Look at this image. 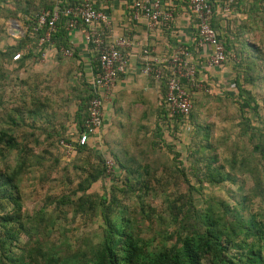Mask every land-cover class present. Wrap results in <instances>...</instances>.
I'll list each match as a JSON object with an SVG mask.
<instances>
[{
    "label": "trees",
    "instance_id": "16d2710c",
    "mask_svg": "<svg viewBox=\"0 0 264 264\" xmlns=\"http://www.w3.org/2000/svg\"><path fill=\"white\" fill-rule=\"evenodd\" d=\"M35 1L15 3L10 15L30 27L36 14L43 9L51 10L55 4L54 0ZM211 4V25L227 55L224 66H230L233 75V89L227 96L233 100L239 115L240 138H247L240 154L233 152L225 164L211 155L216 150L212 143L214 140H209L212 134L210 127L196 122L200 95H193V109L188 117L170 116L163 106L166 88L161 81L160 100H154L150 104L151 109L150 105L146 106L142 117L154 116L158 129L156 136L164 140L178 137L188 127L190 130L193 128L190 139L194 145L189 149L188 166H180L181 162L179 166L174 165L176 176L173 177L172 166L166 165L174 178L172 185L176 187L175 193L163 191L160 207L151 206L147 199L158 196L155 187L170 188L168 175L156 178L150 166L138 164L135 158L128 157L126 151L118 153L114 146L108 151L98 150L93 142L82 147L75 143L72 158H62L61 161L81 170L83 178L76 190L68 195L48 198V203L36 213L23 215L19 179L34 166L30 158L38 157L33 156L28 143H20L12 131L24 121L16 108L15 116L8 117V128L0 129V264H264V98H261L260 105L249 89L264 74V33L261 42L246 38V34L252 31L251 23L256 20L264 28V0H211ZM36 8L41 10L35 12ZM173 13L175 16L174 10ZM236 15L242 16L241 20L237 21ZM63 23L62 18L56 26V34L51 38L56 48H70ZM173 24L171 22L164 28L167 37L171 35L172 30L169 29ZM33 37L26 34L7 52H0V57L11 62L13 54L22 51L23 58L11 64H16L19 70L25 69L26 61L40 55L36 53L37 40ZM26 44H30V49L25 51ZM45 47L46 44L42 45L40 51ZM63 59H74L77 63L75 53L74 57ZM76 65L78 73L82 72L80 67L83 64ZM80 84L72 88L73 91H81L73 116L77 124L76 135L84 129L91 99L89 83L84 78L83 84ZM209 96L205 94V98ZM35 99L37 102L25 112V116L35 123H48L49 117L55 114L48 113L46 108L43 109L44 104ZM115 103L116 99L111 105L114 109ZM253 117L263 124L260 125L262 129L255 126ZM117 122L113 120L112 125L117 126ZM124 122L126 125L130 120ZM134 123L137 124L138 120ZM60 141L68 143L71 138L60 134L57 146ZM100 141L105 146L103 133ZM204 142L207 144L204 145ZM151 146L156 148L158 143H151ZM95 149L105 155L97 156L93 152ZM206 149L210 151V156H205ZM14 153L15 164L12 166L8 157ZM82 153L90 154L84 158V166L77 168L75 162ZM90 156H93L92 162L89 161ZM107 158L114 163L111 172L105 166ZM41 160L43 158L39 157L37 164L34 163L40 165ZM121 173L125 174L122 175V185L117 186L113 180ZM109 177V190L105 189L103 194H87L93 183ZM151 178L155 183L150 184ZM244 178L250 182L247 190L241 187ZM224 182L237 186L242 194L238 198L240 201H233L237 197L233 195V204L210 199L201 201L203 205L199 206L195 196L204 183L221 185ZM181 187L184 191L180 190ZM129 200L133 204H127ZM49 206L54 208L49 211ZM69 212L72 221L79 218L86 226L96 225L90 234L88 231L87 235L77 237L75 244L66 236L65 226L61 225V219H66ZM54 233L57 238L50 239ZM21 235L26 238L23 243H20Z\"/></svg>",
    "mask_w": 264,
    "mask_h": 264
},
{
    "label": "rangeland",
    "instance_id": "374dc122",
    "mask_svg": "<svg viewBox=\"0 0 264 264\" xmlns=\"http://www.w3.org/2000/svg\"><path fill=\"white\" fill-rule=\"evenodd\" d=\"M26 1L0 0V52H7L9 47L17 44L18 40L11 36L13 25L11 22L12 20L18 21V19L13 18L10 12L14 9L15 3L24 4ZM38 2L39 0L35 1V3ZM39 9L41 10V8L34 10L36 12ZM238 16L236 15L237 21L242 18V16ZM251 26H253L252 31L246 34V38L254 42H261L264 33L263 25L256 20L255 23H251ZM57 61V66L60 65L58 72L56 71L57 69L50 68L51 63L43 62L38 55L35 59L31 57L26 61L25 69L19 70L16 64H11L10 60L0 57V72L4 70L0 73V129L8 128V117H14V109H19L24 121H22V125L13 127L12 131L20 143H28L29 148L33 151V156L43 158L40 161V165H36L38 158H30L34 166L27 170V172H24L19 179L18 187L23 215L36 213L42 206L48 203V198L71 194L76 190L77 184L83 178L81 170H76L72 165L61 161V156H63L62 149L60 142L57 146V141L60 134H65L67 137L68 135L71 137L70 134H72V138H75V127L77 124L73 116L81 91H73L72 88L80 82V85H82L84 78L81 72L78 73L79 67L75 64L74 59L59 58ZM230 68V66L226 65V67L223 66L221 71L217 70L220 73L211 74V85L212 88L215 87V93L207 98H205L204 93H200L201 99L198 101L199 106L196 111L198 114L196 122L204 125L206 128L210 127L209 130L212 132L209 140H214L212 143L216 151L211 155L217 156L222 164L226 163V160L232 156L233 152L239 155L247 143L246 137L240 138V129L238 127V122L240 121L239 115L233 100L227 96L228 93L232 92L231 89H233L231 88L233 75ZM262 69L264 71V67ZM249 89L260 105H262L261 98H264V74ZM35 98H38L44 104L43 109L46 108L48 113L51 112L56 117L50 116L49 120H47L48 123L44 121H37L35 123L30 118L28 119L25 116V112L33 108L37 102ZM110 103L112 105L113 102L111 101ZM202 104L203 106H201ZM110 108L114 110L113 106ZM129 120L130 122L122 126L124 131L119 136L122 138L121 141H117L118 137L111 136V133H109L105 146L100 141L102 149L98 150L110 151V144L113 143L118 153L126 151L129 154L128 157L135 158L138 164L150 166V171L156 178L161 177L163 174L168 175L167 180L170 182V188L155 187L160 198L152 196L153 198L149 197L147 199V202L151 206L160 207L163 191L176 192V187L172 185L173 177L176 176L173 169L174 165L179 166V162H181L180 166L187 167L189 164V149H192L194 145L190 139V133L193 131V128L191 127L190 130L188 127L178 137L164 140L165 138L160 139L156 136L158 129L155 126L154 116H141L137 124L134 123L135 121L132 118H129ZM252 121L255 122V126L258 128H261L264 124V122L262 124L254 117ZM138 127H142V129H138ZM262 128L264 129V126ZM99 137L101 140L102 132ZM222 140L225 142L220 144L219 142ZM150 142L158 143V146L153 148ZM49 144H51V147ZM203 144L206 145L207 142ZM98 150L92 151L97 156L100 155L102 157V155H105L102 154V151ZM89 154L82 153L79 155V159L75 162L77 168L84 166V158ZM15 156L16 154L14 153L8 157V162L12 166L15 164ZM205 156H210V151L207 149ZM56 159L59 160L58 163L54 162ZM93 160V156H90L89 161L92 162ZM166 165L168 167L172 166L173 177L169 174ZM0 167H2L1 164ZM116 172L114 171L113 173L117 175ZM122 175L125 174L121 173L113 180L115 185H122ZM153 181L154 178H151L150 184H153ZM110 185V177L101 179L91 185L87 194H103L105 189L109 190ZM241 187L244 190L250 187V182L247 178L242 180ZM180 190L184 191V188L181 187ZM80 194L78 193L77 195ZM233 195L237 196L233 198V201H240L238 198L242 195L241 191L238 190L237 186H232L228 182H224L221 185H208L204 183L195 197L199 202V206H202L203 203L201 201L210 199H220L228 204H233V201H231ZM127 204H133L132 200L127 201ZM256 205L258 204L256 203ZM53 208V206L48 207L49 211ZM61 223L66 228V236L73 244L77 243V237H83L87 235L88 231L90 234L96 229V225L86 226L79 218L72 221V214L70 212L67 214L66 219H61ZM57 236L54 233L50 235V239H56ZM142 236L150 237L146 234H142ZM25 241L26 238L21 235L20 243Z\"/></svg>",
    "mask_w": 264,
    "mask_h": 264
},
{
    "label": "built area",
    "instance_id": "2783aa9c",
    "mask_svg": "<svg viewBox=\"0 0 264 264\" xmlns=\"http://www.w3.org/2000/svg\"><path fill=\"white\" fill-rule=\"evenodd\" d=\"M53 8L43 9L34 16L30 27L21 21L11 22V35L17 40L26 34L37 40V52L42 60L47 56L62 58L74 57L72 48H56L52 37L57 24L63 18L64 28L70 36L80 33L86 54L87 76L91 99L88 102V117L81 134L71 142L60 141L64 160L72 158L74 144L86 146L100 141L104 126L105 105L113 99L117 82L128 72L130 64L139 68V73L157 83L164 81L166 94L163 106L170 116L186 118L193 109V95L204 93L213 95L211 72L222 69L227 55L212 28L213 9L211 0H185L189 15L193 18V32L186 38L169 46L167 53L158 54L155 47L144 44L137 49L135 42L127 35H119L112 27V17L105 2L121 3L124 16L142 23L147 34L160 30L174 20L175 0H54ZM168 28V27H167ZM46 44L44 50L40 47ZM135 48L138 50L135 52ZM30 49L26 44L25 51ZM23 58V52L11 57L15 63ZM72 136V134H70ZM108 172L113 171L114 163L105 160Z\"/></svg>",
    "mask_w": 264,
    "mask_h": 264
},
{
    "label": "crops",
    "instance_id": "0c3cea01",
    "mask_svg": "<svg viewBox=\"0 0 264 264\" xmlns=\"http://www.w3.org/2000/svg\"><path fill=\"white\" fill-rule=\"evenodd\" d=\"M105 5L111 14L114 32L119 35L124 34L132 38L137 49H140V47L146 43L155 47L158 54L167 53L169 46L174 44L177 40L191 35L194 30V21L187 11V3L185 0L174 1V24L172 25V28L169 29L172 30L169 37L165 35V31L160 32V30L147 34L146 28L142 23L137 24L136 22L129 20L128 17L124 16L125 14L121 3H118L117 1H107L105 2ZM68 44L76 54L77 63L83 64L82 67H80V70H83V78H85L88 82V68L86 61L84 62L85 59H83L86 58V54L84 53L81 34L75 33L70 36L68 35ZM55 46H57L56 43ZM136 48L135 52L138 51ZM59 58L61 57L49 55L43 60V62L51 63L50 68L60 69V65L57 66V59ZM217 70L218 69L213 70L211 74L217 73ZM219 70L221 71L222 69ZM160 86L161 83H157L155 81H151V79L143 77L139 73L138 66L134 63L130 64L127 74L121 77L114 88L112 102L116 99L115 109L111 110V103H108L109 106L107 104L105 105V120L102 130L103 136H105V143L108 141L107 135L109 133H111V136H115L116 138L118 137L117 141L122 140L119 136L121 135V132L124 131L122 129V126L125 125L124 121L132 118L135 122H137V120L141 118V113L144 111L146 106L150 105L156 99L160 100ZM113 120L116 122L118 121L117 126L112 125ZM70 138L71 140H74L76 135L75 138H72V136ZM110 145L114 146L113 143ZM94 147L102 149L100 141L95 142Z\"/></svg>",
    "mask_w": 264,
    "mask_h": 264
},
{
    "label": "water",
    "instance_id": "95a60500",
    "mask_svg": "<svg viewBox=\"0 0 264 264\" xmlns=\"http://www.w3.org/2000/svg\"><path fill=\"white\" fill-rule=\"evenodd\" d=\"M15 21H16V20H12V22H15ZM11 34L15 35V34H17V32L14 31V32H12Z\"/></svg>",
    "mask_w": 264,
    "mask_h": 264
}]
</instances>
